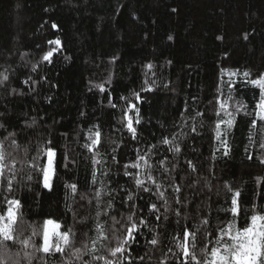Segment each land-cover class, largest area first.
I'll return each instance as SVG.
<instances>
[{"label":"trees","instance_id":"trees-1","mask_svg":"<svg viewBox=\"0 0 264 264\" xmlns=\"http://www.w3.org/2000/svg\"><path fill=\"white\" fill-rule=\"evenodd\" d=\"M53 23L59 31L52 29ZM57 37L63 54L56 55L54 63L44 62L43 54L55 47L48 41ZM148 64L154 65L151 72ZM33 65H38L36 72ZM227 72L240 75L229 77ZM244 72L249 76L244 77ZM0 74L9 76L0 85V123L7 132L18 134L21 147L15 151L7 148L4 129H0V141L5 143L9 161L16 160L17 169H23L14 183L18 189L15 195L24 205L23 219L37 228L52 219L64 226L63 231L71 229L77 247L81 246L82 232L96 238L97 222L109 228L112 220L105 212L110 197L102 193L104 203L97 206L92 194L101 187L105 193L112 191L117 210L126 213L121 196L133 181L123 175L122 166L137 159V149L145 156L152 154L151 172L163 184L160 191L165 192L170 209L180 208L174 197L182 198V216L188 218L181 223L191 225L193 231L201 229L197 233L198 258L204 229L215 232L208 242V247H213L233 220L229 187L241 193L238 227L250 223L252 214H264V149L260 147L264 122L257 119L256 127L251 123L253 108L260 100V90L252 81L264 75V0H0ZM29 77L32 81L25 84ZM109 78L111 83H107ZM146 79L150 84L155 82L154 90L141 92V124L134 125L138 137L133 140L120 124L121 109L126 107L121 98L133 99ZM230 79L236 86L231 89L234 100L228 111L235 112L240 104L247 108L235 114L232 128L221 125L225 148L215 138V124L221 117H230L223 111L221 117L216 116V99L221 93L227 98ZM97 84H103L105 91L95 87ZM110 100L117 104L115 109ZM246 111L250 114L245 115ZM197 112L204 115L196 116ZM33 119L36 124L28 127ZM192 126L196 132L191 131ZM89 129L102 133L96 157L100 164H94L92 153L82 147L90 143ZM162 136L179 144L181 152L167 151L169 146L161 143ZM45 140H52L60 152L68 154L69 167L60 166L52 191L35 182L34 170L32 180L25 175L30 169L24 163V147H28L30 160ZM113 148L120 164L112 163L108 155ZM225 150L227 156L223 155ZM161 160L165 162L158 164ZM188 160L196 165V172L187 166ZM140 163L143 166V161ZM163 168L171 171L165 173ZM72 182L78 185L75 196L65 187ZM173 184L180 185L182 191L175 193ZM148 186L154 187L151 182ZM81 194L88 199L81 200ZM142 195L144 199H137L136 204L141 215L152 221L149 227L154 231L145 230L134 245V257L147 253L144 261L137 258L135 264H160L165 256L171 261L168 248L178 252L172 241L173 231L180 233L176 217L169 210V220L154 221L146 206L163 202L155 195ZM205 218L208 225L202 223ZM22 227L27 228V224ZM157 234L161 246L153 250L148 238ZM25 235H31V230ZM32 243L40 247L42 235L32 237ZM112 243L114 246L115 241ZM103 245L106 251L108 242ZM72 250L66 249L63 256L45 255L31 246L24 251L34 254L32 264H62L68 259L80 264L71 256Z\"/></svg>","mask_w":264,"mask_h":264},{"label":"snow or ice","instance_id":"snow-or-ice-1","mask_svg":"<svg viewBox=\"0 0 264 264\" xmlns=\"http://www.w3.org/2000/svg\"><path fill=\"white\" fill-rule=\"evenodd\" d=\"M175 11V10H174ZM52 29L59 31V26L55 23L51 25ZM248 37L245 36L244 39ZM172 40V36L168 37ZM222 39V38H220ZM50 45L55 47L48 49L43 54V61L49 64L54 63V57L56 55L63 54V45L61 40L57 37L50 39L48 41ZM68 59V57H64ZM171 63V61H169ZM147 68L149 72L152 71L154 65L148 64ZM38 65L32 66V71L36 72ZM224 71V70H222ZM229 77L238 76V72H227ZM147 75V73L145 74ZM0 85H3L9 80L7 74H0ZM244 77H248L249 73L244 72ZM32 78L29 77L25 80V84H29ZM111 83V79L107 81ZM153 81L151 84L146 79L144 85L140 92L133 93V99L128 97H122L125 100L126 107H122L121 113L122 118L120 124L126 127L127 131L130 133L131 139L136 140L138 137V125L141 124V112L139 104H142L143 97L141 92H150L154 90ZM229 85V91L227 98L223 97L221 93L220 97H217L216 102L219 105V109L216 110V116L221 117V111L224 115L230 117L228 120H224L221 117L215 124L216 140L227 147V141L222 139V132L220 131L222 124H227L228 128H232L235 121V114L239 113L242 108H247V105L240 104L236 107L235 112L228 111L231 107L230 102L234 100L231 89L235 88V83L230 79L227 81ZM254 87L260 90V100L259 104L255 105L253 108V113L255 118L251 121L252 126L256 127V120L264 122V77L252 81ZM101 92L105 91L103 84L95 85ZM167 87V86H166ZM13 92L16 90L13 89ZM112 108H116L117 104L109 101ZM249 112H245V115H249ZM3 115V113H0ZM191 115V113H189ZM204 113L197 112L196 116H203ZM36 124L35 119H33L32 124L28 127H33ZM136 125V126H134ZM0 129L5 128L4 123H0ZM196 127L192 126L191 131L196 132ZM88 140L90 143H85L82 145L83 148L87 149L92 153V162L94 164H100L101 161L96 159L100 155L99 149L102 147V133L99 130L93 131L89 129ZM3 135V133H0ZM16 132H7V148L13 149V151L19 149L21 144L16 139ZM115 143V142H113ZM161 143L163 145L169 146L166 150L173 153L179 154L181 148L179 144L175 143L174 140H170L164 136L161 137ZM260 147L264 149V143L260 144ZM155 149L156 145H152ZM219 150V149H218ZM37 154L28 159L29 151L28 147H24V163L28 164L30 171L25 173L28 180H32V170L36 172V183L42 184L43 188L48 191L53 189V181L58 178V172L61 165L64 168H68L69 164L67 152H60L58 146L53 144L52 140H45L43 144H40L36 150ZM117 149L113 148L111 155V161L114 164H120L117 159L116 153ZM141 154L139 149L136 150L137 159L130 164L123 165V175L129 177L133 181L131 188L124 189L123 195L121 196V207L127 205V212L121 213L117 210L116 205L112 202L115 199L112 191L105 193L103 187L99 191L94 192L93 199L96 201V205L99 206L104 203L101 199L102 193L110 197L107 202V210L105 215L109 216L112 220V224L109 228H105L103 225L97 222V236L96 238L88 236L87 232H82L81 234V246L77 247L75 244V234L71 233V229H66L61 231L64 227L62 224L55 222L52 219H47L43 222L40 228L36 225L28 223L23 218L26 213H23L21 209L24 207L20 198L15 195L18 190L14 187L16 183V177L20 171L23 169H17V161H9V153L5 147V143L0 141V264H32L33 259H35L34 254L25 252L29 246L33 247L36 252H42L45 255H54L59 253L61 256L65 254L66 249H73L71 256L79 261L80 264H94L96 261H103V264H135V260L138 258L140 261L145 260V255L136 254L133 256L135 251L134 245L138 242L139 237L143 235L145 230L149 233L154 231L153 228L149 227L152 222L145 216L141 215V208L136 204L137 199H144L143 193L149 194V196L155 195L158 200L163 203L158 205L157 203H150L146 206V210L151 213L154 221L169 220L167 215L168 211L171 210L172 215L176 217L175 224L179 226V235L175 234L173 231L172 241L178 252H173V249L168 248V254L171 256V261L169 256H165L160 264H264V214H252L250 216V223H247L243 228L237 226L238 217L240 216V196L239 190L233 191L232 188L227 190L232 193V198L230 200L231 207L229 211L233 214V220L229 223L226 229L221 231L219 238L215 240V246L208 247L209 237L215 235L214 231H208L207 228L204 229V233L200 236V246H199V258L197 254V233L201 231L197 228L195 231L192 230L191 225L185 226L181 223L182 219H187V216H182L184 205L182 203V198L174 197L175 204L180 205V208H171L165 198V192L160 191L163 184L158 182L152 175L151 169L153 165L149 163V157ZM224 156L228 155V151L223 152ZM252 157H249L251 159ZM42 161V163L40 162ZM143 161V166L140 163ZM75 161H72L74 163ZM106 162V161H105ZM165 161H157L158 164H163ZM264 163V160H261ZM186 164L191 168L192 172H196V165L191 161H186ZM170 168H163V172H170ZM103 175L107 176L106 171L102 172ZM145 175L146 179H141L140 176ZM154 187H149L148 183ZM97 183L96 177L93 178V184ZM27 187V185H26ZM65 187L71 190V193L75 196L78 191V185L75 182L66 183ZM173 191L175 193H180L182 188L180 185L173 184ZM5 192L7 195H5ZM119 195V193H116ZM126 197V199H125ZM81 200L88 199L87 195L81 194ZM91 204L92 200H88ZM163 208V212H161ZM110 210V211H108ZM158 213H160L158 215ZM97 217L101 215L99 208H97ZM119 216V219H116ZM245 219L248 220V213H244ZM19 221V222H18ZM203 225H208L209 220L203 219ZM23 224H27V228L22 227ZM28 229L31 230V235H25ZM71 233V237H70ZM106 233H110L106 234ZM42 235L43 244L37 247L32 243V237ZM115 241L113 246L112 241ZM55 241V242H54ZM103 242H108L106 251L104 250ZM148 244L153 247V250L161 246V241L159 239V234L156 236H149ZM100 251H105V254L98 255ZM90 258V259H89ZM42 259V258H41ZM62 264H73L72 259H68L62 262Z\"/></svg>","mask_w":264,"mask_h":264},{"label":"rangeland","instance_id":"rangeland-1","mask_svg":"<svg viewBox=\"0 0 264 264\" xmlns=\"http://www.w3.org/2000/svg\"><path fill=\"white\" fill-rule=\"evenodd\" d=\"M261 77H264V75L263 76H261ZM261 77H259V79L261 78ZM45 189V188H44ZM61 231H63L62 229H61ZM55 242V241H54Z\"/></svg>","mask_w":264,"mask_h":264}]
</instances>
